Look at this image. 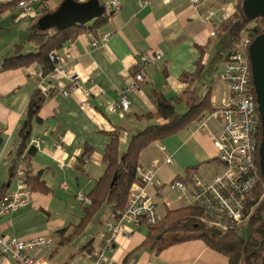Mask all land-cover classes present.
Segmentation results:
<instances>
[{
	"label": "crops",
	"instance_id": "crops-1",
	"mask_svg": "<svg viewBox=\"0 0 264 264\" xmlns=\"http://www.w3.org/2000/svg\"><path fill=\"white\" fill-rule=\"evenodd\" d=\"M15 1L0 0V6ZM66 1L48 0L45 8L35 7V13L29 16L16 11V2L0 13V67L16 50H22L23 55L34 52L33 45L27 42L28 34L53 28L55 14ZM97 1L101 6L107 2ZM241 1L215 0L194 7L187 0L168 3L118 0L119 10L99 29L97 36L83 33L56 52L65 58L64 75L40 78L35 66L0 72V196L16 190L14 171L20 166L25 168L21 163L23 155L18 159L15 155L30 97L35 90L48 94L39 111L41 121L33 123L29 141L42 142L28 168L30 179L38 175L39 181L29 180L32 195L26 205L0 218L5 240L44 238L49 245L27 253L44 259L47 264H93L104 249L106 223L116 220V214L108 206H101L68 244L59 245L58 234L64 229L69 232L83 218L86 201L81 202L79 196L86 199L96 179L103 174V155L110 134L118 131L120 146L126 147L131 134L155 123L138 117L153 113L150 94L154 90L161 91L166 98H177L185 87L179 81L180 75L193 73L199 63L204 68L203 77L211 51L220 46L218 43L208 46L215 29L234 13ZM210 11L214 12L213 16H209ZM105 35L109 38L103 42ZM94 41L98 43L96 48L91 45ZM143 53L160 54L161 61L145 68L147 77L129 94L131 107L124 117L108 114L107 108L119 99L136 73L135 60ZM225 54L226 51L216 56L220 63L216 73L219 82L208 88L212 110L230 97L219 78ZM71 86L75 87L73 91L66 96L61 94ZM212 110L205 111L179 133L150 144L140 155L138 164L156 169L155 184L147 192L161 219L187 206L185 199L176 198L162 185L174 178L188 179L193 171L188 173L187 169L197 165L200 166L195 172L207 182L223 172L214 144L222 131V123L207 119ZM86 148L90 150L89 157L81 167L78 158ZM168 156L173 159L170 166L164 164ZM120 230L112 251H104L111 264H228L224 255L199 239L168 244L172 236H167L151 250L141 247L149 235L144 223H123ZM88 244L91 245L89 253L78 252ZM0 264L14 262L5 258Z\"/></svg>",
	"mask_w": 264,
	"mask_h": 264
},
{
	"label": "trees",
	"instance_id": "trees-1",
	"mask_svg": "<svg viewBox=\"0 0 264 264\" xmlns=\"http://www.w3.org/2000/svg\"><path fill=\"white\" fill-rule=\"evenodd\" d=\"M18 1L16 0L15 2L17 3ZM241 2L236 5L234 13L215 29L214 37L208 44L210 46L218 43L226 51L223 57L224 63L232 52L241 48L245 40H248L250 44L255 38L264 34V19L258 17L254 20H248L243 13ZM14 3L10 2L1 5L0 13L7 7L13 6ZM102 6L104 7V5ZM115 14V11H110L109 13L104 12L101 17L85 26L74 25L69 28L53 27L39 32L31 31L28 34L27 42L33 45L34 52L23 55L21 54L22 50H16L13 57L4 60L3 65L0 67V72L7 69L35 66L36 68L42 69L44 77L50 75L56 65L49 58L51 53L58 55L56 52H59L65 44L73 42L83 33H90L97 36L99 29L107 24ZM17 47L20 48L21 46L19 45ZM247 49L248 46L245 48V53L248 58ZM203 69V66L199 63L193 73L183 72L180 75L179 81L185 87L177 98H166L161 91L157 90H154L150 94V99L154 106L153 113L138 117L147 121L154 120L155 123L149 124L131 134L123 152H120V133L116 131L110 134V142L103 155L105 170L101 177L96 179L94 188L86 196V205L83 206L85 214L79 224L72 227L69 232L68 229H64L58 234L61 237L59 245L64 246L74 237L78 236L90 218L103 205L108 206L116 214L115 219L117 220L119 214L123 212L128 202L131 186L138 183L135 171L142 151L156 141L179 133L202 116L205 111L212 110L210 90L204 93L198 90V83L201 80ZM252 91L255 100L253 85ZM47 97L48 94L40 90L33 92L26 107L25 118L18 136L19 147L15 158L18 159L23 155V162L21 163L25 164V168L21 167L25 172L27 186L31 191L32 183L29 180L34 179L35 181H39V177L37 175L35 178L30 179L28 168L30 167V160L35 155L37 149L30 145L29 141L33 123L41 121L38 115ZM179 106H183L185 112L180 113L178 110ZM256 114L259 126L258 141L260 144L261 127L257 108ZM89 153L90 150L86 148L78 158L79 166L82 167L85 164ZM198 166L200 165L188 168L187 172L197 171ZM16 170L14 171V177ZM114 178L115 183L112 185ZM253 191L258 196L264 191V181L261 178L260 171L258 184ZM254 201L256 203L257 201L259 202V198L256 196ZM178 213H180L179 216H177ZM200 215V210L192 206H186L180 210L169 212L164 218H160L155 225H146L149 229V235L141 247L152 250L158 242L165 241L169 236L174 235L175 237L170 238L172 240L168 244L199 239L214 251L224 255L227 258L228 264H264V198L260 200L250 220L258 221L252 226L251 235L248 240H243L239 236V229L228 230L222 233L213 228H207L203 222L194 219V217H199ZM188 216L192 217V219H187ZM181 233L183 234L180 235ZM90 246L88 244L78 252L89 253ZM157 251H160V249H157Z\"/></svg>",
	"mask_w": 264,
	"mask_h": 264
},
{
	"label": "built area",
	"instance_id": "built-area-1",
	"mask_svg": "<svg viewBox=\"0 0 264 264\" xmlns=\"http://www.w3.org/2000/svg\"><path fill=\"white\" fill-rule=\"evenodd\" d=\"M169 1L164 0L165 3ZM187 1L192 6L198 7L215 0ZM47 2L48 0H19L15 9L20 14L29 16L35 13V7L45 8ZM119 8L118 0H107L104 4L106 13L116 12ZM213 15L214 12L210 11L209 16ZM108 38L109 36L105 35L102 41L105 42ZM248 44L249 41L245 40L241 48L232 52L225 61L219 78L226 85L230 97L223 104L216 105L207 116V119L219 120L222 123V131L214 141L217 159L223 165L222 174L207 182L193 172L188 179L174 178L165 184L176 198L185 199L187 206L200 210L201 215L196 217L197 220L203 222L207 228L222 233L241 228L251 220L258 205L254 201L255 197L251 196L259 181L257 156L259 126L249 61L245 53ZM91 45L96 48L98 43L94 41ZM49 58L56 64L51 74L64 75L65 58L54 53H51ZM160 61V54H139L135 60L136 73L131 77L119 99L107 108V113L123 118L131 107L129 94L147 77L145 68ZM36 73L40 78L43 77L41 68H38ZM74 89L75 87L71 86L68 90H62L61 94L66 96ZM41 143L40 140H32L30 145L38 149ZM157 147L163 150L159 145ZM164 164L172 165L173 159L170 156L164 158ZM135 176L138 183L131 186L130 196L123 212L119 214L117 220L105 225L104 249L94 258L93 264H111L104 251H112L117 238L121 235V224L142 222L145 225H155L160 219L153 198L147 192V188L155 184L156 169L138 164ZM15 179L16 190L0 196V218L26 205L31 199L32 191L27 186L25 172L21 166L16 170ZM79 200L86 201L81 195ZM47 245L49 241L44 238L30 241L5 240L0 230V262L6 258L14 264H47L44 259L32 257L27 253L28 250Z\"/></svg>",
	"mask_w": 264,
	"mask_h": 264
},
{
	"label": "water",
	"instance_id": "water-1",
	"mask_svg": "<svg viewBox=\"0 0 264 264\" xmlns=\"http://www.w3.org/2000/svg\"><path fill=\"white\" fill-rule=\"evenodd\" d=\"M243 13L248 20L258 17L264 19V0H243ZM105 12L97 0L78 3L73 0L64 2L57 10L54 22L56 28H69L74 25L85 26L101 17ZM252 85L255 93V104L258 111L261 141L258 148L259 171L264 181V34L255 38L248 46ZM115 183V178L112 185Z\"/></svg>",
	"mask_w": 264,
	"mask_h": 264
},
{
	"label": "rangeland",
	"instance_id": "rangeland-1",
	"mask_svg": "<svg viewBox=\"0 0 264 264\" xmlns=\"http://www.w3.org/2000/svg\"><path fill=\"white\" fill-rule=\"evenodd\" d=\"M214 49L215 50L211 51V54L209 56V63L207 64V67L205 68L202 80H201L200 84L198 85V88H199L200 91H204L205 92V91L208 90L210 85H214V84H216V82L217 83L219 82L217 80V78H216V73L218 72L217 68L219 67L220 63H219L218 58L216 56L221 54V53H224V50L222 48H220V46H216ZM216 50H217V52H216ZM178 110H179L180 113L185 112V108L184 107H180ZM120 149H121V151L124 150L125 146L121 145ZM163 187H166V185L164 184ZM166 189L168 190L167 187H166ZM251 196H253V197L255 196V198L257 196L259 198V202H260V200L262 198H264V196L262 197V192L258 196L257 193L253 191L251 193ZM259 202H257V203L259 204ZM256 206H258V205H256ZM257 221L258 220H253V221L249 220L247 223L242 225L241 228H239L238 234L243 240H248L249 239V236L251 235V228ZM182 234L183 233H181L180 235H182Z\"/></svg>",
	"mask_w": 264,
	"mask_h": 264
}]
</instances>
